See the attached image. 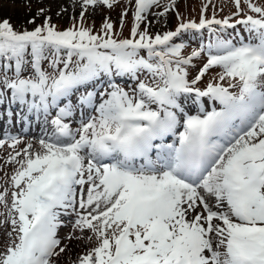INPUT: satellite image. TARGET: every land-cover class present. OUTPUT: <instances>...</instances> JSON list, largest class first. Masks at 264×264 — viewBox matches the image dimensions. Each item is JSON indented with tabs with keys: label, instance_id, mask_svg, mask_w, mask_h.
<instances>
[{
	"label": "snow or ice",
	"instance_id": "snow-or-ice-1",
	"mask_svg": "<svg viewBox=\"0 0 264 264\" xmlns=\"http://www.w3.org/2000/svg\"><path fill=\"white\" fill-rule=\"evenodd\" d=\"M231 4L185 19L178 0H80L66 28L45 6L31 28L0 20V122L44 132L0 136V264H264V0ZM116 8L119 32L85 20ZM170 13L174 29L149 30Z\"/></svg>",
	"mask_w": 264,
	"mask_h": 264
},
{
	"label": "rangeland",
	"instance_id": "rangeland-1",
	"mask_svg": "<svg viewBox=\"0 0 264 264\" xmlns=\"http://www.w3.org/2000/svg\"><path fill=\"white\" fill-rule=\"evenodd\" d=\"M61 1L64 0H0V3L3 4V6L0 7V20L6 18L9 19L10 22L16 27L26 26L31 28L33 26L27 25L26 20L32 17L33 15H36L40 6H45L48 9H50L49 15L52 16L53 22L56 23L60 28H66L71 23L72 17L79 16L80 0H65L68 3V7L70 8V11L66 13L64 12L62 15L58 16L57 13L61 10V6H60ZM123 2H125V0H122V3ZM214 2L215 0H213V3ZM222 2L224 4V10L222 12L218 11L217 13L218 16H224L230 14V12L232 11H235L234 7L231 4V0H222ZM203 3L204 0H178V11L182 16L184 15L180 11L186 13L189 17V10H191V12L193 13L192 5L195 4L200 12ZM216 7L217 9H219V6ZM89 12L91 13L92 10L89 9ZM120 12H121L120 8H116L115 11H108L107 9H104L100 12H96L92 14L91 16L86 14L85 20L94 19L95 27L98 28L101 26L104 17L109 16L111 17V20L114 22V24L119 27ZM209 13H211V8L209 9ZM41 20L42 18H38L37 23H40ZM125 20L129 22L131 27L132 25L131 12H129L128 17L124 18V21ZM149 20L153 22L149 29L153 33L172 30L174 29V26L178 22L177 19L175 18V14L173 13H170L167 18H163V17L158 18L150 15ZM123 35L125 36L126 32L123 31ZM119 82L126 89L129 88L130 86H134L135 83L131 80H128L127 78L119 79ZM0 128L3 129V131L0 132V136H2L4 133L11 132V134L13 135H22L26 140H33V139L38 140L44 135L42 129L38 127L35 123H33L31 126L24 125L22 130L21 125L18 122H14V126L11 128L7 124L0 122ZM0 157L6 159L7 152L3 149H0ZM12 171H13V167L11 165L5 166L3 160L0 159V183H4L5 173H7L10 176L12 174ZM68 231H69L68 227L62 228L60 231V235L63 236ZM74 247L76 251H80V247H76V246Z\"/></svg>",
	"mask_w": 264,
	"mask_h": 264
},
{
	"label": "bare ground",
	"instance_id": "bare-ground-1",
	"mask_svg": "<svg viewBox=\"0 0 264 264\" xmlns=\"http://www.w3.org/2000/svg\"><path fill=\"white\" fill-rule=\"evenodd\" d=\"M60 6H61V8H66L67 9L66 12L70 11V8L68 7V3L65 0L61 1Z\"/></svg>",
	"mask_w": 264,
	"mask_h": 264
}]
</instances>
